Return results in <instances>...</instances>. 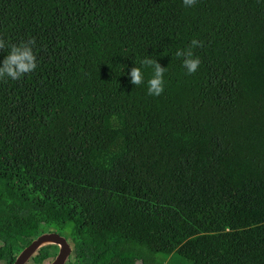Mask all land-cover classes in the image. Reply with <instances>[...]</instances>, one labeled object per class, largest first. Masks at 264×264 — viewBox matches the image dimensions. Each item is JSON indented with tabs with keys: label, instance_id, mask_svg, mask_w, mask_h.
<instances>
[{
	"label": "trees",
	"instance_id": "obj_1",
	"mask_svg": "<svg viewBox=\"0 0 264 264\" xmlns=\"http://www.w3.org/2000/svg\"><path fill=\"white\" fill-rule=\"evenodd\" d=\"M0 37L37 63L0 80L7 264L50 231L66 264H264V0H0Z\"/></svg>",
	"mask_w": 264,
	"mask_h": 264
},
{
	"label": "clouds",
	"instance_id": "obj_2",
	"mask_svg": "<svg viewBox=\"0 0 264 264\" xmlns=\"http://www.w3.org/2000/svg\"><path fill=\"white\" fill-rule=\"evenodd\" d=\"M182 4L185 7H192L196 4V0H182ZM34 44V38L22 42L20 45H15L6 43L5 39L0 37V51H5L7 49V55L0 61V80L11 79L16 81L36 69V56L32 50ZM202 46L201 41L193 39L187 51L178 49L175 53L177 58L184 57L182 66L189 75L194 74L201 63L198 57L194 58L192 49ZM140 65L145 68L151 67L153 69V75L147 81V94L151 96H160L164 91L163 76L166 68L161 67L155 59L148 56L140 60ZM129 75L130 82L135 86H139L145 82L141 67H133Z\"/></svg>",
	"mask_w": 264,
	"mask_h": 264
},
{
	"label": "water",
	"instance_id": "obj_3",
	"mask_svg": "<svg viewBox=\"0 0 264 264\" xmlns=\"http://www.w3.org/2000/svg\"><path fill=\"white\" fill-rule=\"evenodd\" d=\"M47 246H57L58 253L49 264H66L72 253L68 240L55 231L44 232L33 239L17 255L13 264H26L38 251Z\"/></svg>",
	"mask_w": 264,
	"mask_h": 264
},
{
	"label": "flooded vegetation",
	"instance_id": "obj_4",
	"mask_svg": "<svg viewBox=\"0 0 264 264\" xmlns=\"http://www.w3.org/2000/svg\"><path fill=\"white\" fill-rule=\"evenodd\" d=\"M62 236V235H61ZM65 237V236H64ZM66 238V237H65ZM67 239V238H66ZM68 240V239H67ZM69 242V241H68ZM70 244V243H69ZM71 245V244H70ZM72 247V246H71ZM72 250V249H71ZM58 253V247L57 246H50L49 249H48V255H46V258L47 260L44 262V264H49L53 259L54 257L56 256V254ZM18 255V254H17ZM17 255L15 256V259L17 257ZM34 257L35 255L29 259L28 262H26V264H37L35 261H34ZM49 258V259H48ZM15 261V260H14ZM14 263V262H13ZM0 264H7L6 261L4 259H2L0 257Z\"/></svg>",
	"mask_w": 264,
	"mask_h": 264
},
{
	"label": "rangeland",
	"instance_id": "obj_5",
	"mask_svg": "<svg viewBox=\"0 0 264 264\" xmlns=\"http://www.w3.org/2000/svg\"><path fill=\"white\" fill-rule=\"evenodd\" d=\"M158 258H159V259H163V256H159Z\"/></svg>",
	"mask_w": 264,
	"mask_h": 264
}]
</instances>
